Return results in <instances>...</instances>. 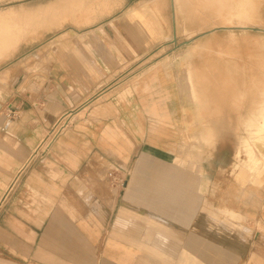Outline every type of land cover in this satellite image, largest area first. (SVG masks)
<instances>
[{
    "label": "crops",
    "instance_id": "obj_1",
    "mask_svg": "<svg viewBox=\"0 0 264 264\" xmlns=\"http://www.w3.org/2000/svg\"><path fill=\"white\" fill-rule=\"evenodd\" d=\"M111 2L0 57V264H264V4Z\"/></svg>",
    "mask_w": 264,
    "mask_h": 264
},
{
    "label": "rangeland",
    "instance_id": "obj_2",
    "mask_svg": "<svg viewBox=\"0 0 264 264\" xmlns=\"http://www.w3.org/2000/svg\"><path fill=\"white\" fill-rule=\"evenodd\" d=\"M58 1L62 6L64 5V0H0V17L5 18V21L0 22V57L3 66L16 59L18 56H20V54L24 53L28 48H30L26 45H23L22 43H25L33 36L35 37L38 32H41L42 27L45 26V23H50V25H52V23H55L54 25H60L58 22L60 18L66 15V21H68L69 16H73L74 13H76V17L78 19L80 18V20L83 22L86 20V18L88 19L86 21L90 22L89 18L91 17H96L97 21L99 22L108 15V12L112 10L113 5L116 6V4H112L111 0H66L67 3L65 7L62 8V13L59 14ZM260 4H264V0H260ZM43 5L46 6V8L49 6L48 9L51 11L49 13L50 19H47V15H43L41 13L36 16L31 14V7H41ZM34 27L41 28L34 29ZM61 30L62 29H54L53 32L60 34L63 32ZM187 145L188 142H186L185 134H183V144L179 149L182 153V157H179L177 164L185 166L186 169L193 171V181L196 185L201 187L202 182L206 181L207 177V175H203L202 169L200 167L202 159L200 155L194 157L186 156ZM240 162L241 161L239 159L232 161L230 165L231 168L228 169L230 171H224L221 174L222 179H228V175L230 174L232 177L235 171L234 164ZM217 192L218 191L216 190H194L195 214H211L214 215V219H230L231 222H233L235 219L239 220V218H232L231 215H228L226 210H224V207L216 205V203H219ZM207 194H209V197L211 198V200H209V205ZM203 196L204 200L201 199ZM226 223L231 225V228H233L234 224H230L228 221H226L225 224ZM259 226L260 225H258V227Z\"/></svg>",
    "mask_w": 264,
    "mask_h": 264
},
{
    "label": "bare ground",
    "instance_id": "obj_3",
    "mask_svg": "<svg viewBox=\"0 0 264 264\" xmlns=\"http://www.w3.org/2000/svg\"><path fill=\"white\" fill-rule=\"evenodd\" d=\"M5 18L4 17H0V22H3V21H5L4 20ZM8 35V34H7ZM4 37V36H3ZM6 37V36H5ZM7 38V37H6ZM260 144V143H259ZM250 154H251V152H250ZM257 165V164H256Z\"/></svg>",
    "mask_w": 264,
    "mask_h": 264
}]
</instances>
